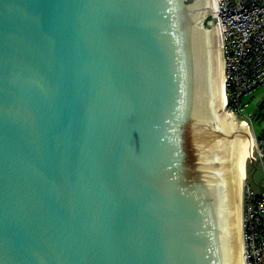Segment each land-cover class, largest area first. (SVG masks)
Listing matches in <instances>:
<instances>
[{
  "label": "water",
  "instance_id": "1",
  "mask_svg": "<svg viewBox=\"0 0 264 264\" xmlns=\"http://www.w3.org/2000/svg\"><path fill=\"white\" fill-rule=\"evenodd\" d=\"M216 29L212 0H0V264H240Z\"/></svg>",
  "mask_w": 264,
  "mask_h": 264
},
{
  "label": "built area",
  "instance_id": "2",
  "mask_svg": "<svg viewBox=\"0 0 264 264\" xmlns=\"http://www.w3.org/2000/svg\"><path fill=\"white\" fill-rule=\"evenodd\" d=\"M222 53L225 107L251 125L244 100L264 84V0H213ZM254 143V144H253ZM251 156L263 177L256 188L243 184L241 247L243 264H264V130L254 135Z\"/></svg>",
  "mask_w": 264,
  "mask_h": 264
},
{
  "label": "bare ground",
  "instance_id": "3",
  "mask_svg": "<svg viewBox=\"0 0 264 264\" xmlns=\"http://www.w3.org/2000/svg\"><path fill=\"white\" fill-rule=\"evenodd\" d=\"M213 3V0H212ZM218 32V29H216ZM219 35V33H218ZM220 77H221V102H225L224 88H223V75H222V63L220 65ZM240 130V141L238 145V169H237V190H236V214H237V230H238V242H239V259L240 264H243L241 261V202H242V185L244 179L246 178V161L247 156L251 154V145L253 142V137L256 135L252 132L250 125L247 121L239 120L236 118ZM255 168L260 167L258 163H255Z\"/></svg>",
  "mask_w": 264,
  "mask_h": 264
},
{
  "label": "rangeland",
  "instance_id": "4",
  "mask_svg": "<svg viewBox=\"0 0 264 264\" xmlns=\"http://www.w3.org/2000/svg\"><path fill=\"white\" fill-rule=\"evenodd\" d=\"M244 100L248 102V105H250L246 108L245 112L253 113L251 117V125L250 123L249 125L252 129V132L258 135L259 132L264 128V105L261 108V113L258 112L259 106L264 103V84L259 85L251 94L246 96ZM239 120L242 121L241 118H239ZM255 163L256 160L254 158H252L251 156L249 157L247 156L246 178L244 179L243 182V184L248 182L254 188H256L257 184H259L262 181V177H263L261 168L260 167L255 168L254 166ZM242 191H243V185H242ZM241 256H242V251H241Z\"/></svg>",
  "mask_w": 264,
  "mask_h": 264
},
{
  "label": "crops",
  "instance_id": "5",
  "mask_svg": "<svg viewBox=\"0 0 264 264\" xmlns=\"http://www.w3.org/2000/svg\"><path fill=\"white\" fill-rule=\"evenodd\" d=\"M263 105H264V103L262 104V106H260V108H262ZM249 106H250V105H249ZM259 113H261V112H259ZM263 130H264V128H263L261 131H263ZM261 131H260V132H261ZM260 132H259V134H260ZM259 134H258V135H259ZM257 186H258V185H257Z\"/></svg>",
  "mask_w": 264,
  "mask_h": 264
},
{
  "label": "trees",
  "instance_id": "6",
  "mask_svg": "<svg viewBox=\"0 0 264 264\" xmlns=\"http://www.w3.org/2000/svg\"><path fill=\"white\" fill-rule=\"evenodd\" d=\"M248 106H249V105H248ZM260 106H262V105H260ZM260 106H259L258 112H261V108H260ZM252 115H253V113H252ZM252 115H251V117H252Z\"/></svg>",
  "mask_w": 264,
  "mask_h": 264
}]
</instances>
